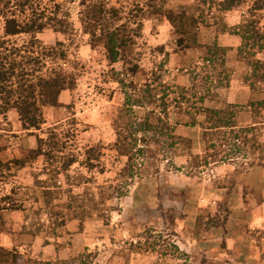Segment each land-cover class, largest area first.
<instances>
[{
	"label": "rangeland",
	"instance_id": "1",
	"mask_svg": "<svg viewBox=\"0 0 264 264\" xmlns=\"http://www.w3.org/2000/svg\"><path fill=\"white\" fill-rule=\"evenodd\" d=\"M79 1L76 0L74 4L69 0L62 2L75 25L73 37L57 33L53 29H47L38 35L46 46L55 45L58 41L66 43L72 59L76 61L75 88L63 92L59 106L44 110L46 123L39 131H24L15 110L0 118V209H7L0 212V228H4L0 233V249L6 253L5 257L0 255V264H96L99 261V253L96 251L85 252L66 260H49L41 245L55 237H63L70 222L77 221L82 226L86 221L98 220L109 231V235L113 233V225L128 224L130 218L134 223L143 225L148 218L146 206H151L155 201L159 207L160 197L167 203L168 215L164 218L168 231L159 233L158 229L147 227L139 235L143 236L142 240L138 237L137 244L128 241L117 252L120 251L127 263L132 252L153 250L162 257L182 256L170 231L175 217L169 213V209H174L175 206L168 200L174 201L176 193L171 191L169 181H177L183 175L199 176L200 172L211 169L209 164L213 161H218L219 165H235L234 175L239 172L249 173L256 166H262L264 107L252 105L247 110L248 107L242 106L228 109L229 104H224L220 110L228 111L225 120L231 118L237 128L221 129L219 134L209 136V141L205 139L206 132L203 133L201 153L196 154L199 147L194 146L191 139L175 133L178 126L176 118L181 123L180 117L188 115L192 117L191 120L184 121L190 125L197 115L206 116L205 110L208 108L204 105L205 101L216 100L222 95L218 89L230 84L234 70L221 63L223 59L226 64L231 60L230 56L227 57L226 50L225 54L219 55L216 66L201 64L198 67L194 63H186L185 65H189L186 68L191 73V85L189 88L178 86L175 81L179 69L171 66L170 56L182 50L178 46L181 35L177 33L178 27L173 28L168 16L173 12L175 15L186 13L195 18L199 22L198 38L201 34L210 40L214 37L217 39L219 34H246L243 51H238L236 58L251 71L244 79L253 86V90L264 94V82L255 80L250 64L257 60L264 61V49H261L264 46V9L254 11L256 0H240L239 6L231 11L223 10L221 2L225 0H167L163 12L148 13L137 18L143 20L141 36L136 38L118 63L111 65L104 46H93L89 36L83 32L78 20ZM111 1L117 6L123 4L128 7L132 17L134 6L141 0ZM252 22L256 30L249 32L247 27ZM3 33L4 20L0 18V36ZM25 39L15 38L18 43ZM135 64L147 72V78L153 80L159 77L157 85L160 102L141 109L135 108V113H132L133 121L143 123L150 116V122L158 125V118L163 119L165 116L162 99L166 102L169 119L168 129L164 133H134L138 146L135 168L131 173L126 169L128 157L118 150L115 124L125 103V91L131 93L132 89L127 87L123 90L117 77L118 74H126L125 78L130 82L127 71ZM259 74L263 75L264 69ZM137 77L144 79L140 71L134 80ZM139 79L136 82L138 86L143 83ZM162 89L168 92V96L161 92ZM261 97L264 99V95ZM203 98L205 101H201ZM245 110L252 118V121H248V126H245L246 122L241 124L239 119L240 113ZM251 122L259 125L253 126ZM200 124L203 128L213 125L206 119ZM212 133L216 132L208 134ZM39 137L45 139L46 143L41 146L43 155L34 158L36 155L33 156L32 151L39 148ZM178 138L185 141H179ZM211 143H214V149L210 148ZM142 150L143 153L140 152ZM215 154L216 157L213 156ZM179 155L187 156L189 164L178 166L175 161ZM208 172L211 173V170ZM233 176L232 181L226 184L230 190H234L237 184L236 177ZM159 182H163V186ZM252 193L253 190L248 188L245 198L249 199L250 205L253 202L250 200ZM132 196L135 198V205L132 204ZM160 203L163 208V202ZM131 204L139 207V210L132 211V216L128 214ZM254 205L255 203L252 206ZM69 216L70 221L63 225ZM39 234L44 235L42 240L36 239ZM110 240L113 243L115 239L110 237ZM184 264H190L189 260Z\"/></svg>",
	"mask_w": 264,
	"mask_h": 264
},
{
	"label": "trees",
	"instance_id": "2",
	"mask_svg": "<svg viewBox=\"0 0 264 264\" xmlns=\"http://www.w3.org/2000/svg\"><path fill=\"white\" fill-rule=\"evenodd\" d=\"M63 1L0 0V18L4 20V33L0 36V118L6 117L11 110H15L24 131L41 130L46 123L44 110L48 107L59 106L61 94L64 91L74 89L76 86L77 76L74 73L76 61L72 59L66 43L58 41L55 45L46 46L38 37L47 29H53L65 36H74L75 25L69 11L64 9ZM75 1L69 0L73 4ZM239 1L225 0L221 2V6L224 11H231L239 6ZM166 2L167 0H141L134 6L132 17H130L131 13L128 7L123 4L117 6L111 0H80L78 20L83 32L89 36L92 45L102 44L106 50L109 63L115 65L122 59L126 50L134 44L136 38L141 36L143 20L137 18H142L148 13L159 14L163 12ZM263 9L264 0H256L254 11H262ZM168 19L173 28L178 27L177 33L181 35L178 46L182 50L199 47L203 53L204 65L216 66L219 55L226 53V49L218 44L205 46L199 44V22L195 18L189 17L186 13L175 15L172 12L169 13ZM176 22L178 26H176ZM247 30L249 32L256 30L254 22L247 27ZM236 35L243 40V45L239 49L241 53L247 36L243 33H236ZM21 37L26 39L18 43L15 38ZM253 39L256 40V37ZM261 49H264V46H261ZM221 63L226 65L224 59ZM250 64L255 80L264 82V74H259L264 69V61L257 60ZM141 70L138 64L128 69L127 77L131 78L130 82H127L126 74H118L117 77V82L123 87V90L127 87L132 88L130 89L131 93L125 91V103L119 112L118 122L116 121L117 124H115L118 150L122 155L128 157L129 162L126 169L131 173L135 168L134 161L138 146V140L135 139L134 133L145 132L147 134L150 131L164 133L168 129L167 120L169 119L166 113V102L162 99L161 102L165 106V116L163 119L158 118V125L150 122V116H147L143 123L133 121L132 113H135V108L141 109L160 102L157 85L160 80L159 77L152 80L147 78L144 70ZM139 71L144 76L143 80L137 77L139 82H143L140 86L136 83L138 80H134L137 74L139 75ZM161 92H164L165 96L168 93L164 89ZM201 101H205V98ZM257 105L264 107V101L253 104L255 107ZM230 108H238V105L229 104L228 109ZM226 112L228 111L220 109L208 108L205 110L207 122L213 124L204 128L206 141H209V136L219 134L221 129L237 128L236 123L231 122V118L225 120ZM195 120L190 124L195 125ZM209 132L216 133L208 134ZM177 140L185 141L183 138ZM38 143L39 148L32 151L33 156L36 155L34 158L43 155L41 146L46 143V140L39 137ZM210 148H215L214 143H211ZM140 152L143 153L144 151ZM213 156L216 157L217 154ZM4 210L7 209L1 208L0 212L2 213ZM70 219L69 216L67 221H63V225ZM3 231L4 228H0V233ZM1 250L2 248L0 255L5 257L6 253Z\"/></svg>",
	"mask_w": 264,
	"mask_h": 264
},
{
	"label": "crops",
	"instance_id": "3",
	"mask_svg": "<svg viewBox=\"0 0 264 264\" xmlns=\"http://www.w3.org/2000/svg\"><path fill=\"white\" fill-rule=\"evenodd\" d=\"M203 36L199 35V44L214 45L215 41H218L221 44L218 43L219 46L227 50V57H231L226 65L234 70L230 84L218 89L222 95L216 100L207 99L204 103L205 107L220 109L224 104H232L248 107L247 110L253 107V103L264 100L261 97L264 94L253 90L251 88L253 86L244 79L250 74V69L236 58L241 46V38L238 35L219 34L217 39L214 37L210 40ZM202 55L198 47L184 49L170 56L171 66L179 69L175 81L178 86L190 87L191 73L186 68L189 65L185 64L194 63L199 67L203 64ZM64 93L61 94L60 100ZM246 110L240 113L239 119L241 124L246 122L245 126H248V121H252V118ZM196 117L198 122L195 125H188L184 121V119L191 120L192 117L188 115L180 117L181 123L177 117L178 126L175 133L180 137L191 139L193 145L199 147L196 154H200L203 146L201 138L205 133L200 122L205 120L206 116L199 114ZM251 125L258 126L259 123L251 122ZM175 163L178 166L188 165V157L179 155ZM209 167L212 174L207 170L200 172L199 176L183 175L178 177L177 181H169L171 191L174 190L176 193L174 201L168 200L175 206L174 209H169V213L175 217L170 231L173 233L174 244L182 256L162 257L153 250L132 252L127 263L120 251L117 252L128 241L137 244L139 235L145 232L147 227L152 226L158 229L159 233L168 231L164 218L168 215L167 203H164L165 200H161V197L158 200L159 207L156 206L155 201L151 206H146L147 214H145L148 218L143 225L134 223L130 218L128 224L111 226L113 233L109 235V231L98 220L86 221L82 226L77 221L70 222L63 237L50 239V242L41 245V249L49 260L58 258L66 260L85 252L96 251L99 253V263L96 261V264H184L187 260L190 264H264V166H256L249 173L239 172L237 175H234L236 167L232 164L219 165L218 162H212ZM232 176L237 180L234 190L226 186L228 181H232ZM163 184L160 183L162 186ZM248 188L253 190L250 197L253 201L251 205L249 199L245 198ZM131 198L132 204L135 205V198L133 196ZM161 201L163 208L160 207ZM132 204L129 206L131 209H128L130 216L133 210H139L138 205ZM41 237L43 238L44 235L39 234L36 239ZM110 237L115 239L113 243ZM140 237L142 240L143 236Z\"/></svg>",
	"mask_w": 264,
	"mask_h": 264
}]
</instances>
